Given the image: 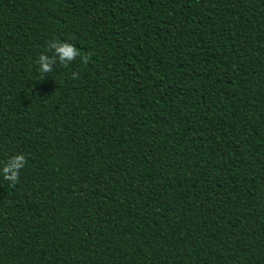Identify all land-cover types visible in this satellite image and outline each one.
Masks as SVG:
<instances>
[{"label":"trees","instance_id":"trees-1","mask_svg":"<svg viewBox=\"0 0 264 264\" xmlns=\"http://www.w3.org/2000/svg\"><path fill=\"white\" fill-rule=\"evenodd\" d=\"M0 264H264V0H0Z\"/></svg>","mask_w":264,"mask_h":264},{"label":"clouds","instance_id":"clouds-1","mask_svg":"<svg viewBox=\"0 0 264 264\" xmlns=\"http://www.w3.org/2000/svg\"><path fill=\"white\" fill-rule=\"evenodd\" d=\"M56 51L60 54L61 64L67 66L65 58L68 60L74 59V49L71 46L63 45L57 47ZM40 60L43 61L42 64L37 62L40 65L41 72L47 73L52 71L53 63L49 61L47 56H41ZM87 59H85V62ZM76 75L75 73L73 74ZM12 163L9 167L4 168V178L15 185V182L18 180L19 169L24 166L26 163L25 157L23 155H17L11 159Z\"/></svg>","mask_w":264,"mask_h":264}]
</instances>
